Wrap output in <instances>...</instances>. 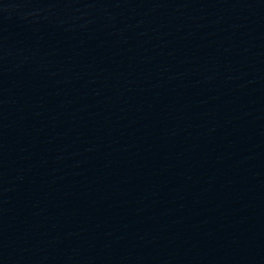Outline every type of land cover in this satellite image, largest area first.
Masks as SVG:
<instances>
[{
  "label": "water",
  "instance_id": "water-1",
  "mask_svg": "<svg viewBox=\"0 0 264 264\" xmlns=\"http://www.w3.org/2000/svg\"><path fill=\"white\" fill-rule=\"evenodd\" d=\"M0 264H264V0H0Z\"/></svg>",
  "mask_w": 264,
  "mask_h": 264
}]
</instances>
